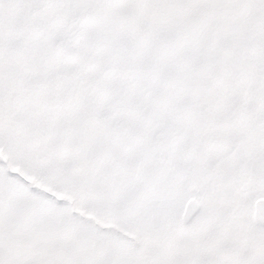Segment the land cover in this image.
I'll return each mask as SVG.
<instances>
[{
    "label": "snow or ice",
    "instance_id": "6c2138e0",
    "mask_svg": "<svg viewBox=\"0 0 264 264\" xmlns=\"http://www.w3.org/2000/svg\"><path fill=\"white\" fill-rule=\"evenodd\" d=\"M0 264H264V0H0Z\"/></svg>",
    "mask_w": 264,
    "mask_h": 264
}]
</instances>
